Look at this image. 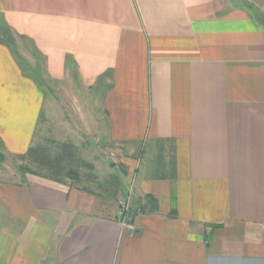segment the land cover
I'll return each mask as SVG.
<instances>
[{"label": "crops", "instance_id": "1", "mask_svg": "<svg viewBox=\"0 0 264 264\" xmlns=\"http://www.w3.org/2000/svg\"><path fill=\"white\" fill-rule=\"evenodd\" d=\"M40 79L95 105L76 118L121 187L109 206L0 178V264H264V22L247 0H0L5 155L34 142ZM158 143L171 177L145 167Z\"/></svg>", "mask_w": 264, "mask_h": 264}, {"label": "rangeland", "instance_id": "2", "mask_svg": "<svg viewBox=\"0 0 264 264\" xmlns=\"http://www.w3.org/2000/svg\"><path fill=\"white\" fill-rule=\"evenodd\" d=\"M245 1V0H244ZM249 2L250 8L256 13V15L264 22V0H247ZM252 1V2H251ZM253 3V4H252ZM30 71V69H28ZM33 74L37 77L38 71L36 69H31ZM39 75V74H38ZM42 85L46 83L40 79ZM48 85L44 86L46 101L44 104V109L40 117V122L37 127V131L34 137L33 145H42L48 147L52 153H56L58 150V145L60 143L70 142L75 145L77 157L87 162H95V170L93 171L98 177L97 182L89 181L86 178L81 180L82 186L102 195L103 197H98L102 202H106L105 205H115L116 197L111 193L104 192L102 187L105 185L110 175L113 172L111 169V161L115 158L114 152L106 149H101L99 143L101 141L100 135L95 131H88L85 126L80 127L81 121H78L76 116L78 113V108L84 110H90L93 108L94 104H84L80 102L70 103L69 98L65 96L62 91V83L47 82ZM73 99V97H70ZM89 111V112H90ZM90 120L86 121V126L89 124ZM88 127V126H87ZM84 131H88L84 133ZM99 137V138H98ZM162 145L155 144L154 150H151L149 155L145 159V167L149 169L155 167L156 159L158 155L162 152ZM164 152V151H163ZM170 161V160H169ZM24 167L32 168L36 171L45 172L40 166L32 162L28 158L21 156H8L2 153V148L0 146V178L7 180H18L20 182H25L30 172L24 169ZM83 171L85 168L82 167ZM145 171V170H144ZM35 175V174H32ZM24 180V181H23ZM103 187V188H104ZM118 197V195H117ZM104 204V203H103ZM130 208L132 202L130 200ZM119 206V204H118ZM119 208V207H118ZM120 213V209L118 211ZM120 215V214H119ZM131 216L130 213L123 215L122 220H128ZM129 216V217H128ZM129 222H131L129 220ZM132 223V222H131Z\"/></svg>", "mask_w": 264, "mask_h": 264}, {"label": "trees", "instance_id": "3", "mask_svg": "<svg viewBox=\"0 0 264 264\" xmlns=\"http://www.w3.org/2000/svg\"><path fill=\"white\" fill-rule=\"evenodd\" d=\"M161 151L162 152L158 155L157 159L155 160L156 163L154 165L155 167L153 171V177H171L174 171L173 160L170 161V168L166 171L163 148ZM20 156L28 158L32 162L38 164L40 168L43 169L45 172L36 171L29 167H24L25 170H27L31 174L39 175L59 183H71L82 186L81 180L83 178L94 182H97L98 180V177L93 172L95 170L94 164L77 157L75 145L70 142L60 143L58 145V150L56 153H52L48 147L42 146L40 144H32L29 150L25 154ZM82 167L85 168V171H83ZM105 185V187L103 185L104 188L102 187L103 191L111 193L117 199V195L121 187V181L119 176L116 173H112L109 179L105 181ZM82 188L85 191L92 193L100 198L103 197L102 195L93 192L87 187L82 186ZM129 213H133L132 207L130 208ZM130 218L131 217H129L128 220L132 221Z\"/></svg>", "mask_w": 264, "mask_h": 264}, {"label": "built area", "instance_id": "4", "mask_svg": "<svg viewBox=\"0 0 264 264\" xmlns=\"http://www.w3.org/2000/svg\"><path fill=\"white\" fill-rule=\"evenodd\" d=\"M130 200L129 199H122L119 201V209H120V213L119 214H123L126 215L127 213H129L130 211ZM124 224L126 225L127 228H129L131 230V232H135V228L134 225L129 222V220H124L123 219Z\"/></svg>", "mask_w": 264, "mask_h": 264}, {"label": "water", "instance_id": "5", "mask_svg": "<svg viewBox=\"0 0 264 264\" xmlns=\"http://www.w3.org/2000/svg\"><path fill=\"white\" fill-rule=\"evenodd\" d=\"M119 218L122 219V218H123V214H120V215H119Z\"/></svg>", "mask_w": 264, "mask_h": 264}]
</instances>
